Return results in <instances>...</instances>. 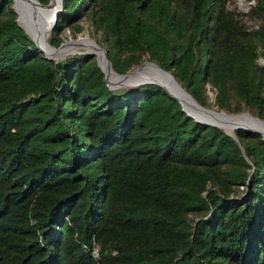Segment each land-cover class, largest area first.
<instances>
[{
	"label": "trees",
	"instance_id": "trees-1",
	"mask_svg": "<svg viewBox=\"0 0 264 264\" xmlns=\"http://www.w3.org/2000/svg\"><path fill=\"white\" fill-rule=\"evenodd\" d=\"M225 2L61 0L47 43L86 17L116 72L150 60L201 105L264 120V0L247 11L253 28ZM11 3L0 0V264H264L261 135L195 121L155 83L109 88L90 52L44 57Z\"/></svg>",
	"mask_w": 264,
	"mask_h": 264
},
{
	"label": "water",
	"instance_id": "water-1",
	"mask_svg": "<svg viewBox=\"0 0 264 264\" xmlns=\"http://www.w3.org/2000/svg\"><path fill=\"white\" fill-rule=\"evenodd\" d=\"M31 3H36L38 5L47 7L49 6L50 0H48L46 3H40L38 0H12L11 7L13 11L16 13V22L19 26L20 23L18 21V16H22L25 20H30L31 15H32V10H31ZM61 7V0H58V8L53 12L52 17L50 18V28L53 26L54 21L57 17L58 12L60 11ZM22 27V26H21ZM24 30V29H23ZM25 31V30H24ZM26 33V32H25ZM27 34V33H26ZM28 35V34H27ZM29 36V35H28ZM30 37V36H29ZM31 38V37H30ZM35 45L43 52L44 57L46 58H51L46 51H44L41 46L37 43L36 40L31 38ZM88 41L90 43V51L85 52H91L96 55V63L100 67L101 71L103 72V77L105 80L106 85L109 88H113L116 86H125V87H132L141 83H155L165 89L172 97H174L180 104L181 109L190 117H192L195 121H198L203 124H210V125H215L220 128L221 126L220 122L217 121V115L218 113H226L227 115H236V114H242L246 112H237V113H227L222 110H216L210 107H206L204 105H201L199 102H197L180 84L175 80L173 75L160 67L158 64H156L153 61L146 60L140 63L139 65L133 67L130 70H127L125 72H116L110 65V61L108 60L106 56V52L103 47H100L95 41L91 40L88 38ZM62 43H59L56 47L50 46L52 50L57 49ZM101 52V58H103L104 65H102L101 60H99V55L96 53V51ZM78 53L80 51H77ZM143 65H150L152 68H142ZM107 67L114 75V79L109 80L106 76L105 68ZM169 88L176 90V89H181L182 92L184 93L185 97H187V102L189 104V107L183 106L181 103V100L179 99L178 96L175 94L171 93ZM249 114V113H247ZM251 115V114H250ZM253 116V115H252ZM255 117V116H253ZM256 120L261 121L264 123L263 119H260L258 117H255ZM229 127H234V128H242L244 130H249L252 132L259 133L264 139V130L261 132L258 129H253L247 126H241V125H236V124H229ZM223 129V128H222ZM229 134L232 135V133L228 132Z\"/></svg>",
	"mask_w": 264,
	"mask_h": 264
},
{
	"label": "bare ground",
	"instance_id": "bare-ground-1",
	"mask_svg": "<svg viewBox=\"0 0 264 264\" xmlns=\"http://www.w3.org/2000/svg\"><path fill=\"white\" fill-rule=\"evenodd\" d=\"M31 10H32V15L30 20H25L22 16H18V21L21 25L25 26L29 33H27L26 29L22 27L25 32L34 40L37 41L39 46L47 52V54L54 59H57L63 55H66L70 50L73 49H79V48H89V46L86 45V41L84 38H81L79 40H68L66 42H63L57 49L52 50L50 45H46L45 42V37L42 35V32L47 30V36L50 31V18L52 17L53 12L58 8V0H50L49 6L44 7L41 5H38L36 3H31ZM46 33V32H45ZM46 35V34H45ZM96 53L99 55V60H101L102 65H104V62L102 61L103 58H101V52L95 50ZM105 72L106 76L109 80L114 79L113 73L105 66ZM142 68H152L150 65H143ZM171 93L175 94L176 96L179 97L181 100V103L185 107H189V104L187 102V97H185L184 93L182 92L181 89H176L173 90L169 88ZM217 117V121L220 122L221 126H223V130L226 132L232 133L234 127H229L228 125L231 124H236V125H241V126H247L253 129H258L261 132L264 130V123L261 121L256 120L255 117H253L250 114L247 113H242V114H236V115H227L226 113H218L215 115Z\"/></svg>",
	"mask_w": 264,
	"mask_h": 264
},
{
	"label": "rangeland",
	"instance_id": "rangeland-1",
	"mask_svg": "<svg viewBox=\"0 0 264 264\" xmlns=\"http://www.w3.org/2000/svg\"><path fill=\"white\" fill-rule=\"evenodd\" d=\"M254 1L255 0H226L225 4H226V7L227 8H229V9H231L233 11H236V12L240 13V16L242 18V21H243L244 25L247 28H253V27H255L258 24L259 19L258 18H255V17H249L247 15V11L254 4ZM78 23L81 26V30L78 31V32H75L74 33L70 27L63 28L62 30H60V32H59V36L61 38L60 43L66 42L68 40H75V39L79 40L81 38H84L85 40H87L86 41V45L89 46L88 38H90L91 40L95 41L93 27L90 24V22L88 21V19L86 17H81L78 20ZM21 26L24 27L26 29L27 33H29V35L31 36L29 30L25 26H23V25H21ZM42 35L45 37V42H46V45L48 46V44H47V30L43 31L42 32ZM54 47H56V46H54ZM89 48H90V46H89ZM85 50L86 51H90V49H88V48L73 49V50H70L66 55H63V56H61L59 58H63V57L69 56L72 53L77 52V51H80L79 53L85 52ZM93 58L96 60V55L95 54H93ZM256 60H257V63L259 65H261V66L264 67V55L258 54ZM143 61H146V60H143ZM143 61H141L140 63H142ZM139 64H137V65H139ZM137 65L132 66L128 70L132 69L133 67H135ZM123 87L125 88V86H116V87H113V88L114 89H119V88H123ZM206 93H207V96H208V100H212V98H213V92H212V90H210L208 88V86H206ZM210 108L216 109L214 106H211ZM216 110H222V109H216ZM222 111H224V110H222ZM224 112H226V111H224ZM240 112L249 113V112H247L245 110L240 111ZM227 113H230V112H227ZM231 113H237V112H231ZM239 189H240V187H239Z\"/></svg>",
	"mask_w": 264,
	"mask_h": 264
},
{
	"label": "built area",
	"instance_id": "built-area-1",
	"mask_svg": "<svg viewBox=\"0 0 264 264\" xmlns=\"http://www.w3.org/2000/svg\"><path fill=\"white\" fill-rule=\"evenodd\" d=\"M88 250H89V254L96 260L98 258V250H99L98 243L92 240Z\"/></svg>",
	"mask_w": 264,
	"mask_h": 264
}]
</instances>
